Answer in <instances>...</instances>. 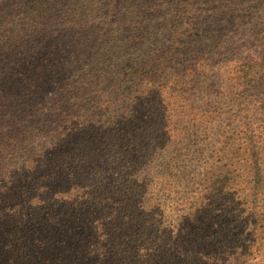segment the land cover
Segmentation results:
<instances>
[{
	"label": "trees",
	"instance_id": "16d2710c",
	"mask_svg": "<svg viewBox=\"0 0 264 264\" xmlns=\"http://www.w3.org/2000/svg\"><path fill=\"white\" fill-rule=\"evenodd\" d=\"M133 1L17 0L0 12V264H264V130L250 126L264 108L233 119L245 124L241 152L230 124L229 142L201 147L194 161L171 157L163 128L138 126L131 89L168 81L176 50L206 47L215 17L197 16L199 32L187 30L184 42L191 1L169 0L164 14L160 5L149 15ZM38 36L57 55L22 61ZM81 36L100 44L104 61L74 59L80 39L64 51ZM113 44L158 45L159 56L106 61ZM239 82L243 92L252 87L246 76ZM205 107L226 118L216 101Z\"/></svg>",
	"mask_w": 264,
	"mask_h": 264
},
{
	"label": "rangeland",
	"instance_id": "374dc122",
	"mask_svg": "<svg viewBox=\"0 0 264 264\" xmlns=\"http://www.w3.org/2000/svg\"><path fill=\"white\" fill-rule=\"evenodd\" d=\"M168 1L135 0L132 2V6L138 9L137 5L144 2L147 5L146 10L148 12L146 14L149 15L160 13V5H162V14H164L167 10L164 8H168ZM188 1H191L195 9L191 10L193 15H187L188 24L184 27L186 31L183 28L182 39L184 42L188 40L190 32H187V30L192 31V35L198 34L199 29H193V25L199 20L196 17L200 15L204 17L211 10L216 22L214 19V24L210 25L211 29L207 31L208 34L205 33V37H211L206 42L207 46L198 49L197 43L194 45H180L181 51L176 50L171 63L165 70V77L168 81L159 82L156 87L153 86L149 91L147 90V84L144 85L143 89L139 88L138 90L135 87L136 83H134L131 96L137 99V114L139 116H134V119H141V122L137 123L138 126L155 127L154 129L159 131L160 128H163L164 132L162 134L158 132L157 135L159 139L160 136H164L165 142L169 143L170 148L168 151L172 153L171 157L176 156L175 153H178L180 155L179 159L194 161L199 154H202L201 147L207 149L211 147L212 149L213 143L219 146L230 141L224 137V131L229 132L228 125L230 124L235 125L231 128L235 133L229 132L230 136L233 137L236 147L241 152L242 147H246L248 143L242 134L245 124L240 127V123L233 122V119H236L237 112L240 110L242 114L248 113L251 116L250 110L258 111L259 109L261 111L264 108V1ZM16 2L17 0H0V12H2L4 6ZM21 18L23 17L17 16L12 18V21H18ZM7 20L8 18H5L7 27L11 28V22ZM146 20L141 19L139 25L145 23ZM215 25L217 28H215ZM162 31V34H159L156 39H160L166 30ZM201 33L204 32L201 31ZM96 36L101 38L103 34L100 35L99 33ZM45 39H47L46 36L34 38L32 41L34 48L30 52L31 58L22 60L23 57H20L17 60L22 75L27 73V70L21 66L22 61H31V64L34 65L36 61H39V54L47 57L48 61H50L49 55L53 53L52 51H56L55 54L57 55V50ZM79 39L81 43L78 44ZM259 39L261 40L259 41ZM83 40L84 36L69 39L70 46L64 45V51L70 53L78 44L74 59L78 57L81 61H92V57H96L97 59L102 58L101 61L105 60L104 54L99 49L100 44L93 47L94 42L87 45ZM137 47L131 50L125 46L123 48H118L116 45L112 48L109 47L107 52L114 55L109 56L106 61H132L143 52H148L149 59L146 61L154 62L159 56L158 45L153 46L151 50H142V52ZM59 57H62V51L59 52ZM142 57H144L143 54ZM53 60H55V55ZM136 63L138 64L139 61ZM245 76L252 82V87L247 92H243V87L237 86ZM241 97L246 101L242 100ZM209 100L219 103L220 112L227 113L223 122L214 119V113L209 107H205L203 111H200V107L205 102L208 103ZM159 105L160 110L154 113ZM162 105H164V108L161 107ZM14 111L15 109L9 106L7 117L12 116L10 113ZM180 111H184L185 116H180ZM164 112L167 114H164ZM168 114H171L173 118H168ZM157 118L158 124L156 125L155 119ZM15 119L17 120V118ZM250 126L264 130V117L261 115L251 116ZM136 133H138V130H136ZM204 158L207 157L202 159ZM237 189L240 191L241 186H238Z\"/></svg>",
	"mask_w": 264,
	"mask_h": 264
}]
</instances>
